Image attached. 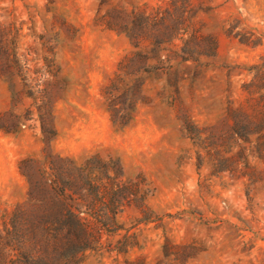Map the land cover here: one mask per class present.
Wrapping results in <instances>:
<instances>
[{
	"label": "rangeland",
	"instance_id": "374dc122",
	"mask_svg": "<svg viewBox=\"0 0 264 264\" xmlns=\"http://www.w3.org/2000/svg\"><path fill=\"white\" fill-rule=\"evenodd\" d=\"M157 2L0 0L6 45L27 71L9 58L0 79V229L27 199L20 162L98 157L119 161L139 199L78 264H264V0H192L202 55L163 50L169 62L142 76L121 128L105 93L132 50L117 12ZM124 239L125 254L107 249Z\"/></svg>",
	"mask_w": 264,
	"mask_h": 264
},
{
	"label": "trees",
	"instance_id": "16d2710c",
	"mask_svg": "<svg viewBox=\"0 0 264 264\" xmlns=\"http://www.w3.org/2000/svg\"><path fill=\"white\" fill-rule=\"evenodd\" d=\"M191 5L192 0H158L155 5L117 12L122 16L117 30L127 34L132 50L121 59L105 88L113 124L123 128L130 123L141 99L142 76L157 72L170 60L161 54L163 50H170L171 59L184 61L198 60L202 55L203 36L188 14ZM114 27L108 24V28ZM15 35L19 36V29ZM7 37L8 31L0 23V79L12 69L9 58H14L21 74L27 72L16 54L11 56ZM128 76L133 78L127 80ZM96 158L77 165L48 152L43 168L38 160L20 162L29 192L1 224L0 264H78L85 252L104 247V234L118 232L119 218L138 203L139 188L123 182L118 160L107 163ZM128 245L124 239L119 246L109 243L106 247L125 254ZM123 264L145 263L126 260Z\"/></svg>",
	"mask_w": 264,
	"mask_h": 264
}]
</instances>
